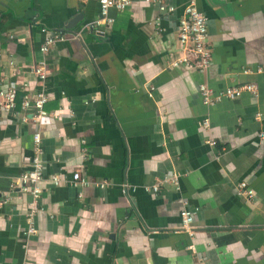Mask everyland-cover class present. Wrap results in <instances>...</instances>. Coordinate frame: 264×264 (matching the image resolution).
Instances as JSON below:
<instances>
[{
  "label": "crops",
  "instance_id": "obj_1",
  "mask_svg": "<svg viewBox=\"0 0 264 264\" xmlns=\"http://www.w3.org/2000/svg\"><path fill=\"white\" fill-rule=\"evenodd\" d=\"M165 3L172 13L131 0L92 30L96 0H0V88H16L17 110L24 94L44 90L50 115L41 210L24 238L30 198L9 185L30 167L35 125L0 111V264H264V0H196L211 51L202 73L171 66L190 59L177 41L187 0ZM41 28L67 36L45 56L43 86L31 74ZM200 84L215 92L253 84L256 95L208 107ZM76 171L92 183L82 198L67 183ZM172 172L179 191L144 190ZM56 174L58 186L49 180ZM239 182L252 199L235 194ZM183 202L193 237L180 229Z\"/></svg>",
  "mask_w": 264,
  "mask_h": 264
},
{
  "label": "built area",
  "instance_id": "obj_2",
  "mask_svg": "<svg viewBox=\"0 0 264 264\" xmlns=\"http://www.w3.org/2000/svg\"><path fill=\"white\" fill-rule=\"evenodd\" d=\"M99 8V19L90 24V29L97 28L100 25L109 26L112 24L113 19L109 16V10L122 12L131 2V0H96ZM151 5L157 8L159 14H170L174 11V7L165 3V0H147ZM205 15L199 11L196 6V0H187L186 5L183 7L182 16L178 21L177 27V41L180 45L182 52H189L190 59L185 55L174 60L171 63L172 67L183 65L187 68H192L197 72H205L211 63V51L207 41V22ZM95 34L102 33L99 29L94 30ZM42 34V41L39 45V52L42 58L35 64L31 70L34 79L41 86L44 85L47 74L48 64L45 56L49 53L51 48L56 44L63 42L67 36L60 32H54L45 28L40 29ZM246 72V70H244ZM21 90L27 88L26 83L20 84ZM199 97L204 106L211 107L223 99L234 100L238 98L243 92H249L256 95V86L253 84H242L236 87H229L223 91L215 92L205 84H200L197 88ZM17 90L15 87L0 88V111L12 114L15 118L22 122H30L35 125V130L32 133V156L30 160V167L23 172L13 183L9 186L12 189H17L20 192L29 196L27 204V212L25 216L26 229L23 233L24 238H28L36 233L34 227L35 215L41 210L39 208V199L41 195V188L39 186L43 179V163L41 160V127L44 122L50 117L45 109L48 101L47 95L44 90L40 89L32 96L24 94L20 101V108L17 110ZM68 117H72V112L68 111ZM260 115H256L259 120ZM201 128L204 132L208 133L210 124L209 120L205 118L201 122ZM257 137L264 140V128L259 131ZM205 143L211 147L216 145V142L207 137ZM49 180L54 186H58L63 182L62 177L59 175L49 176ZM67 183L74 189H78V197L82 198L85 189L89 188L92 183L86 180L79 171L73 172ZM168 184L173 186L176 191H179V175L175 172L166 174L161 180L150 186L145 187L144 190L152 193H157L159 186ZM99 188H105L107 182L94 184ZM235 194L245 199H252L254 196L253 190L245 182H239L235 186ZM7 201H1L4 204ZM180 229L185 231L189 236L193 237L195 231L193 229L194 212L188 208L186 202L182 203L179 212ZM23 248L27 247L23 243Z\"/></svg>",
  "mask_w": 264,
  "mask_h": 264
}]
</instances>
